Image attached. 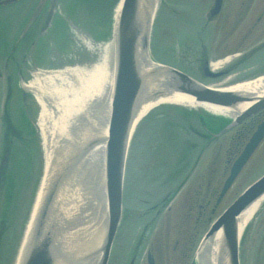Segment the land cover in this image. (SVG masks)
<instances>
[{
    "label": "rangeland",
    "instance_id": "1",
    "mask_svg": "<svg viewBox=\"0 0 264 264\" xmlns=\"http://www.w3.org/2000/svg\"><path fill=\"white\" fill-rule=\"evenodd\" d=\"M69 1L70 0H62V9ZM24 2L25 1L8 6H0V72H2L4 77V80L0 79V145L5 142L3 146H9V148L12 149L11 157L12 159L14 158L13 161L16 162L15 166L10 157V185L7 188V194L13 196V194L17 191L16 188L13 189L12 182L19 186V192L22 193L24 192V185L26 184L28 186L30 180H32V178L34 179L32 183L33 192L31 194V201L29 205L27 206L29 196L25 192L22 194L18 193V196L16 197L20 206L17 210L19 219L24 216L26 206V217L29 213H31L30 208H32L31 205L35 200L45 169L42 145L40 144V139L38 138L39 132L38 126L36 125L41 113V107L39 104H36L35 95L33 93L28 94L30 92L24 89L30 97V102L32 103L33 108L32 110H25L24 106L20 103L15 104L12 108L7 106V110L5 109V104H7L8 99H10V95L6 90L5 84L7 83V80H12L14 77L18 79V74L23 73L24 71V68L22 67H12V70L10 69L9 74H7L5 68L3 67L17 43L18 37L16 34L17 25L15 24V16L22 10V4ZM73 2L80 8L78 13L76 12V14L73 15L76 21H72L67 14H65L64 19L66 18L67 21L68 18V20L78 27L86 37L92 38L99 37V28H91L90 26H93L94 22L100 18V7L113 5V10L115 12V8L119 5V0H87L88 4L86 7L90 8V11H88L81 9V6L84 5L86 1L73 0ZM213 2L214 0H162L157 12L151 36V55L153 58L156 61L172 65L187 74L192 76L194 75L203 80V76L201 75L199 69V58L202 55H209V61L212 62V66L215 63L220 62L218 66L220 67L222 66V62L220 60L216 62V60L219 58L222 60L227 56H231L234 53L242 51L243 46H239L238 48L234 42H236L238 38L243 35V26H238L237 31L241 30V34L239 33V35H237V33H234L232 30L235 28L233 27V22L228 19L234 18L233 16L236 14H243L244 11H246V6L242 4L243 2H246V0H224L220 15L210 18V11L213 7ZM263 6L264 0H253V5L249 10L251 14H254L253 20H251L252 23L255 21L254 18L262 12ZM20 16L21 14H18V18ZM64 19L60 16L57 20V24L62 25L63 31L55 35V33H57L55 30L53 39L56 47L54 49L49 43L45 46L43 42L42 47L39 49V52L42 50L41 57L38 52L31 51L32 53L30 58L34 60V63L33 66L29 68L28 74L24 75L27 79L26 83L29 81L35 82L36 79L39 80L44 73L83 69L82 67L84 66L81 65L80 62L78 63L76 61L78 59V55H80L81 58L84 57V59H86L85 62L88 63L87 65L91 67L95 65L94 63H96L100 56L102 57L103 50L93 48V51L90 50L89 52L87 49H84V45L81 44L79 40L75 39L76 34L72 33L74 31H72L73 28L71 25L68 24V21L66 23ZM108 20L113 22L115 18L109 17ZM84 21H89L88 27L82 24ZM258 30H264V23L257 26V29L253 32L248 44L254 43L259 39L260 32ZM230 31V35H236L234 42H225L227 45L226 48H223L222 46L218 47L220 39H222L224 35H229L228 33H230ZM65 33L68 35L66 36ZM103 33L106 35L108 34V38L106 40L107 46L111 43L112 37L109 36L110 33L105 30V27L103 28ZM202 35L205 37H201ZM21 55L22 53L19 54V56ZM26 55H28V53ZM35 56H38L39 59L35 58ZM203 81L212 87H226L232 84V81L231 83L228 81L223 84L221 83V80ZM235 82L238 83L237 81ZM171 106L173 105H165L162 107L169 109ZM158 113L159 112H156L155 115ZM175 113L178 112H175L174 110L169 112V114L173 115ZM184 117L185 116L183 115V118ZM159 119L163 120L161 118ZM8 122L9 124L7 126ZM174 123L178 124L177 122ZM12 124H14V128ZM147 125L148 124L144 127H147ZM142 130H144L143 127L140 130L141 134ZM178 130L179 127L172 126L171 128L173 135L177 134ZM140 133L138 134V142L135 144L133 143V148L130 153L128 164L129 174H131L130 179L134 173L138 175L149 173L154 174L158 171V165L165 162L166 164L162 165V169H165L167 166L168 170H172L173 167H178L179 165L182 166V164L185 166L191 164L192 156H186V153L189 152L190 149L184 148L185 144H178L176 147V143L169 138L170 134L168 124L158 122L156 129L150 128L144 138L142 136L143 139L140 138ZM18 135L20 138H18ZM232 138L233 134H230L221 141L223 143L221 144L218 158L215 157V154L212 151L209 152L206 160L201 166L203 173L200 174V169H198V173L201 177H198L196 183L194 179L193 184H195L191 188V191H187L192 193L189 196H186V191L182 192L176 202H174L172 211H168L164 214L162 218L164 223H166V221L170 218V235L168 239L164 240V243L168 246V252L171 255V258H167L168 261L171 259L169 264H191L197 260L196 251L193 249L189 258L185 261V263H183L180 258V251L178 250L177 252H174L173 247L175 245V241L177 240L179 241L181 247V244L187 240L186 237L184 238L182 233L186 234V231L189 232V230H191V228L195 225L197 208L196 210L194 208L193 210L191 209L192 207L190 206L189 199L191 196L195 195L198 189V191L201 192L200 195L202 196V201L204 200V202L208 199L206 197H208L209 193L215 195L213 202L206 209L204 218L201 221L202 224L204 223V226L198 229L197 243L200 242L202 235H204L208 230L210 225L209 219L211 217V219L216 218L239 195V193L264 174L263 145L242 170L232 188L226 194L219 207L216 208L214 214H211V209L215 203L216 197L218 196V192H220L221 187L229 174V169L233 159L232 157L236 155L234 152L235 154L233 153L228 157L227 150L231 147L230 145H232ZM37 143L39 145H37ZM231 150L233 151V148ZM181 170L182 168L180 171ZM162 171L164 170H161L160 168L162 176L165 177L168 172ZM152 180L153 178L149 179V181ZM136 185L139 187L138 181H136ZM147 186L149 188L147 190H153L155 188L153 183L148 184ZM29 187L30 186H28V188ZM2 197L3 196L1 194L0 212ZM134 202V194L127 188L124 195V207L129 213L133 212L136 207ZM9 204L10 201L6 203L7 208ZM184 219L186 222L182 223ZM164 229L165 228L162 224H159L153 233V241L161 233H163V235L165 234ZM24 230L25 227L22 228V231L20 230L21 234L18 235L19 238L17 242L19 243H21L20 241L22 240ZM134 231L135 226L132 225V233ZM133 235L134 234H132V236ZM130 243L131 242L126 243L125 247L122 246V250L120 248H116L113 251L110 264H126V262H128V254L131 249ZM15 245H17V243L13 240H11L10 244H7V247L10 249V259L6 258L5 264H12V251ZM240 260L241 264H264V201L257 208L254 216H252L243 232L240 248ZM0 264H3V262L0 261Z\"/></svg>",
    "mask_w": 264,
    "mask_h": 264
},
{
    "label": "water",
    "instance_id": "2",
    "mask_svg": "<svg viewBox=\"0 0 264 264\" xmlns=\"http://www.w3.org/2000/svg\"><path fill=\"white\" fill-rule=\"evenodd\" d=\"M17 1L4 0L0 5ZM157 3L158 0H124L116 24L115 76L107 116L91 130L85 125L54 162L18 264H108L121 219L131 132L138 112L145 103L180 94L201 105L233 111L234 122L221 133L264 108V95L251 97L235 91L214 90L175 68L153 63L149 59L148 45ZM221 4L222 0H216L212 15L220 11ZM263 137L264 122L233 164L218 202ZM102 144V176L96 180L98 184H91L87 190H83L75 178L92 149ZM70 185L75 191L79 190L86 200H81L75 206H66L65 203L64 207L62 202L65 193L71 189ZM91 193V198L87 200ZM262 197L264 176L248 187L216 220L200 245L199 257L209 242L220 235L216 264H240V218Z\"/></svg>",
    "mask_w": 264,
    "mask_h": 264
},
{
    "label": "bare ground",
    "instance_id": "3",
    "mask_svg": "<svg viewBox=\"0 0 264 264\" xmlns=\"http://www.w3.org/2000/svg\"><path fill=\"white\" fill-rule=\"evenodd\" d=\"M112 50H114L113 46L109 45L105 50V57H100L95 65L90 68L88 66V68L73 69V71L44 73L39 80L36 79L35 82L27 86V90L34 93L35 99L41 107L36 125L39 130L46 171L50 169L60 153L66 149L69 141L76 135V131L80 127L86 125L88 130H91L106 118L112 75L114 74V60L111 65ZM230 90L251 97H261L264 94V80L239 84ZM164 102L196 105L187 97L172 95L168 98L150 101L142 107L139 113L140 117L157 104ZM225 112L230 113V111ZM103 162L104 146L101 145L92 149L91 154L83 163L80 173L75 178L79 188L87 190L91 184L97 183L96 180L102 176ZM82 170L83 174L81 175ZM70 187L71 189L65 193V200L62 202L64 207L65 203H67L66 206H75L81 200H86V198L83 199L79 190L75 191L71 185ZM40 196L41 191L38 194V199ZM91 196L92 193L87 197V200ZM260 202L255 203L241 216L242 230L252 218ZM219 237L220 235L209 242L207 249L200 254V264H216Z\"/></svg>",
    "mask_w": 264,
    "mask_h": 264
},
{
    "label": "flooded vegetation",
    "instance_id": "4",
    "mask_svg": "<svg viewBox=\"0 0 264 264\" xmlns=\"http://www.w3.org/2000/svg\"><path fill=\"white\" fill-rule=\"evenodd\" d=\"M246 6V11L243 14H236L233 16L234 18H229L228 20L233 22V27H235L233 30L234 33L241 34V30H238V26H243V35L238 38L236 42H234V38L236 35H224L222 39H220V42L218 46H222L223 48H226L227 45L225 42L229 43H236V47L239 48V46H243L244 51L246 54L243 56V58L240 60H235L228 68L222 71L220 76L216 78L207 77L204 74V68L202 75H204L202 78L203 80H225L223 83H225L227 80H232V82L235 81H241V80H255L258 78L259 75L264 73V30H258L260 32L259 39L255 42L254 45L248 44V42L251 39V36L255 29H257V26L264 23V6L262 9V12L260 15H257L254 18V22L252 23L251 20H253L254 14L250 13V9L253 5V0H246V2L242 3ZM52 1L48 2L40 16V18L34 23L33 27L31 28L29 32V36L36 37L38 36L44 22V18L46 15H48L49 10L51 8ZM237 31V32H236ZM260 37H263L261 39ZM225 40V41H224ZM242 49V51H243ZM262 54V59L257 62V65L250 68H245L250 62V59L252 57H257L258 55ZM209 63L208 59L203 58L202 60V66L204 64ZM244 66L243 72L237 71L238 68L240 70ZM205 67V66H204ZM251 70V71H250ZM264 120V110H262L259 114L255 115L254 117H251L249 120L244 122L241 126L237 127L234 130V137L232 138L238 145L248 137V135L251 134V132L257 127L259 123H261ZM264 145V140L262 144L260 145V148ZM3 175V168L0 169V178ZM198 195H196L194 198L191 197V209L197 208L196 213V228L199 227V224H201L203 214H204V206L202 202L197 198ZM164 201H167V196L162 199V201H157L156 203L149 205L147 207V210H144L143 212H137L136 216L133 217V223L136 221V229H135V235L133 240V251H132V259L130 264H148V256L151 255L154 264H169L167 258H171V255L168 252V246L165 244V241H162L160 244V241L158 239L152 240V228L156 224V227L159 226L161 222L162 216L165 214V212L168 210L169 212L172 211V209L167 208L166 203ZM207 205V204H206ZM170 219V218H169ZM169 219L166 221V223L163 222V227H169ZM186 220L184 219L182 223H185ZM132 224V221L126 219V217H123L121 225L119 227L117 237L118 241L120 243H123L124 245L127 240H129L128 231L129 226ZM165 225V226H164ZM4 229V224H0V233H2ZM170 228H168V232H166L167 239L170 235ZM198 230L194 231L187 237V240L181 244L179 241H175V245L173 247V251L177 252L180 251V258L185 263V261L188 259L189 255L193 251L195 245H196V239L198 235ZM0 245H1V239H0ZM5 258H8L9 254L7 251H5ZM2 255V251L0 249V256Z\"/></svg>",
    "mask_w": 264,
    "mask_h": 264
},
{
    "label": "trees",
    "instance_id": "5",
    "mask_svg": "<svg viewBox=\"0 0 264 264\" xmlns=\"http://www.w3.org/2000/svg\"><path fill=\"white\" fill-rule=\"evenodd\" d=\"M83 1H87V0H83Z\"/></svg>",
    "mask_w": 264,
    "mask_h": 264
}]
</instances>
